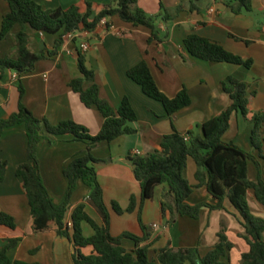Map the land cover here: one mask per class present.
I'll list each match as a JSON object with an SVG mask.
<instances>
[{"label": "crops", "instance_id": "crops-1", "mask_svg": "<svg viewBox=\"0 0 264 264\" xmlns=\"http://www.w3.org/2000/svg\"><path fill=\"white\" fill-rule=\"evenodd\" d=\"M34 1L46 10L68 9L91 2L95 14L116 4V0ZM231 1L138 0L139 7L150 15L161 16L167 10L172 16L168 20L162 17L157 19L158 33L161 37L167 36L163 41L151 40L152 29L136 26L116 15L111 18V29L98 26L91 32L88 37L89 50L82 52L78 42H65L52 57L48 55L55 49L58 35L46 34L27 26L29 48L37 54L44 51L47 58L40 60L34 71L23 75L20 80L16 71L6 70L0 81V119L8 118L18 110L19 85L22 84L25 90L23 103L36 117L46 118L52 124L74 120L85 126L92 135L100 132L104 116L96 106L87 107L71 87V82L82 76L79 53L83 55L88 68L95 72L103 99L115 109L120 107L124 98L130 100L138 116V121L132 124L137 132L123 135L111 143H100L92 153L99 160L95 165L104 189L105 202L111 211L113 235L132 232L142 236L144 233L139 221L141 211L143 223L151 232L152 239L157 237L149 248L151 257L167 246L175 249L198 247L205 255L219 241L222 231L234 245L229 257L225 258L226 264H241L242 255L250 249L247 241L241 237L245 227L228 198L225 201L226 210L203 207L199 219L180 216L173 225L168 223L170 213L165 214L162 207L167 185H159L154 196L142 205L141 186L130 161L132 156H146L160 150L164 136L175 131L202 135L203 124L220 115L231 104L230 96L222 86L230 76L247 83L251 113L246 117L235 113L224 140L258 154L252 142L254 124L251 118L255 113L264 114V0H253L252 10L240 14L228 5ZM9 12V0H0V58L15 60L19 57L17 35L22 27L17 25L6 37H1L3 19ZM193 33L221 44L245 60H252V66L205 61L191 56L184 47V40ZM143 60L148 62L158 86L166 95L175 97L185 87L191 96V105L170 117L162 102L145 94L142 87L128 75V70ZM92 84L93 81L86 80L84 88L88 89ZM49 137L52 142L47 139L41 143L39 158L45 184L55 203L60 204L68 186L64 169L86 150L87 144L75 140L72 135ZM0 160L7 163V174L0 185V214L11 215L16 222L15 228L0 224V251L9 239L21 238L18 245L9 250V257L13 261L74 264L76 248L72 237L59 236L56 227L47 232L31 233V208L23 181L16 174L17 167L28 161V136L24 124L5 129L0 142ZM260 161V171L254 162H249V178L252 181L257 180L259 173L264 179V159ZM197 169V163L190 158L184 175L194 188L187 203L217 205L218 200L206 187H195L199 183L196 179ZM91 192L90 186L82 181L79 183L68 212L69 223L80 204L86 205V211L98 223L103 222L99 211L89 201ZM132 196L137 200L134 212L118 214L113 209V202L124 209L128 208ZM248 200L252 212L264 218V206L255 199L253 192L249 193ZM89 227L88 223H84V233L88 237L94 234L93 228ZM123 246L133 250L136 243L125 238ZM82 251L89 254L92 247L83 248Z\"/></svg>", "mask_w": 264, "mask_h": 264}, {"label": "trees", "instance_id": "trees-1", "mask_svg": "<svg viewBox=\"0 0 264 264\" xmlns=\"http://www.w3.org/2000/svg\"><path fill=\"white\" fill-rule=\"evenodd\" d=\"M10 12L4 17L1 37H6L15 26L20 25L22 30L18 33L19 57L17 59L0 58V81L6 70L17 72L20 78L34 71L36 64L47 58L45 52L37 54L29 48V34L26 27L37 31L58 35L55 49L49 52L48 57L56 54L63 45V36L74 30L95 31L104 18L109 22L106 27H112L111 18L118 15L126 22L136 26L143 25L153 31L151 40L163 41L167 36L161 37L157 29V19H171L167 10L161 16L148 14L138 5V0H116L115 5L108 6L98 13H94L91 2L74 5L68 9L46 10L34 0H9ZM228 5L237 14L251 11L253 0H232ZM180 11L181 8L179 7ZM184 47L195 58L212 62H231L235 64L252 66V60H245L241 56L228 51L221 44L211 39L190 34L184 40ZM79 66L82 76L71 82L73 90L80 95L82 102L87 107L96 106L104 116V123L100 132L92 135L82 124L74 120H64L52 124L48 119H40L23 103L24 87L19 85V108L8 118L0 119V142L5 129L24 124L28 136V161L17 167L16 174L23 181L28 203L33 219L31 233L47 232L56 227L61 237H72L75 243L74 264H226L225 258L229 257L234 245L222 231L219 241L202 255L198 247L175 249L171 246L156 251L151 257L149 248L157 237L152 239V234L144 225L142 212H139V221L143 235L124 232L120 236L113 235L111 231V211L108 208L104 189L101 186L96 169L99 162L93 156V149L100 143H111L123 135H132L137 129L132 125L138 121L137 113L126 97L119 108L115 109L107 100L101 97L100 87L96 82V75L89 69L83 55L79 53ZM129 77L138 83L145 94L163 103L167 114L173 117L175 113L191 105L192 99L187 88H183L175 97H169L158 86L152 70L147 61L143 60L128 70ZM93 81L90 88H84V82ZM223 90L229 94L231 104L218 116L203 124V134L193 132L181 134L177 131L164 136L160 150L146 156H132L134 173L142 190L141 204L154 196L159 185H167L163 192V212L170 213L169 224L176 223L180 216L199 219L203 207L220 210L224 209L228 198L237 210V217L245 227L241 235L250 246L248 252L242 255L241 264H264V218L256 216L250 207L248 195L253 192L255 199L264 206V179L259 173L256 181L249 178V162H254L259 171L260 159H264V136L262 127L264 114L252 115L254 124L252 142L256 155L247 152L233 142L224 140L225 133L231 126L232 116L241 113L245 117L249 109L251 96L247 83L241 79L230 76L222 83ZM1 87V85H0ZM1 103V99H0ZM72 135L77 141L87 144V148L64 169L68 186L63 201L55 203L48 187L45 184L39 148L44 140L52 137ZM189 136V140H186ZM192 158L197 163L198 169L195 187H206L217 200V205L199 203L191 205L187 199L193 192V186L185 178L184 172L188 160ZM7 174V163L0 160V185ZM92 188L89 201L99 211L103 222L100 224L86 211V205L80 204L72 214L71 224L67 220L72 197L80 182ZM137 207L135 196L131 197L128 208H122L113 202V209L118 214L132 213ZM84 223H88L94 230L90 237L84 233ZM0 224L11 228L16 227L13 216L7 213L0 214ZM129 238L136 243L133 250L123 246V239ZM21 238L9 239L5 248L0 251V264H41L30 263L22 260H11L9 250L16 247ZM146 243L145 245H142ZM92 247L86 254L83 248Z\"/></svg>", "mask_w": 264, "mask_h": 264}, {"label": "built area", "instance_id": "built-area-1", "mask_svg": "<svg viewBox=\"0 0 264 264\" xmlns=\"http://www.w3.org/2000/svg\"><path fill=\"white\" fill-rule=\"evenodd\" d=\"M108 22H109V19L104 18L99 24V26L105 27L107 30H109L106 27ZM91 32L92 31H88V30H74V31L68 32L63 36V44L65 42H78L80 51L85 52L89 50L90 48L88 37L91 34ZM186 140H189V136H186Z\"/></svg>", "mask_w": 264, "mask_h": 264}, {"label": "rangeland", "instance_id": "rangeland-1", "mask_svg": "<svg viewBox=\"0 0 264 264\" xmlns=\"http://www.w3.org/2000/svg\"><path fill=\"white\" fill-rule=\"evenodd\" d=\"M90 229H92L91 227H89Z\"/></svg>", "mask_w": 264, "mask_h": 264}]
</instances>
